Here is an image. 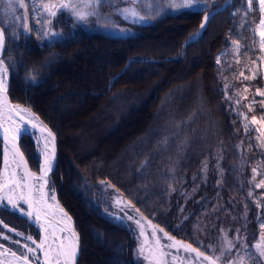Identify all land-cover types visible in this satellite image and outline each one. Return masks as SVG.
<instances>
[{"label":"trees","instance_id":"trees-1","mask_svg":"<svg viewBox=\"0 0 264 264\" xmlns=\"http://www.w3.org/2000/svg\"><path fill=\"white\" fill-rule=\"evenodd\" d=\"M223 1L215 0L214 7ZM159 2L161 10L155 9L150 22L121 20L134 29L124 36L88 30L61 12L53 23L61 27L62 34L53 42L42 39L35 23L31 34L11 35L0 11V30L5 32L3 58L10 70L9 95L27 105L57 136L58 160L50 182L80 234L76 264H90L85 250L92 241L110 247L114 259L110 264H131L125 249L132 239L125 224L111 213L106 187L115 188L175 238L210 253H217L226 238L242 234L247 240L255 237L264 220V188L255 186L264 179V151L254 133L245 131L233 102V85L244 81L257 102L252 112L264 110V106L259 108L264 97L254 95L255 89L263 86L261 72L255 79L236 77L247 56H258L253 31L260 17L257 1L249 10L245 0H231L210 17L196 39L187 43L205 12L196 7L172 10L164 0ZM170 29L178 32L169 41L165 37L158 40L159 33ZM230 39L242 43L237 61L218 57ZM86 46L107 49L110 55L99 62L100 75L90 78L92 82L87 83L88 90L81 95L76 112L80 113L85 104H94L96 110L112 109V115L102 117L103 124L111 122L105 136L116 132L132 112L144 111L148 119L143 129L135 131L112 154L101 148L67 157L64 120L48 112L42 105L44 100L38 101L37 96L63 89L62 66L70 61L63 55ZM78 54L77 58L85 56ZM86 57L85 67L77 66L82 72L91 71V60H97L92 54ZM72 78L78 83L68 81L63 96L71 94L68 90L82 89L80 82L85 79L77 75ZM53 79L56 87H47ZM150 124L154 125L149 131ZM141 134L146 137L137 144ZM20 149L27 166L37 170L38 154L31 135H22ZM253 168L259 173L255 178ZM0 218L23 232H32L34 237L39 234L26 218L8 208L0 209ZM116 242H122V247ZM116 247H121L117 248L119 256Z\"/></svg>","mask_w":264,"mask_h":264},{"label":"rangeland","instance_id":"rangeland-1","mask_svg":"<svg viewBox=\"0 0 264 264\" xmlns=\"http://www.w3.org/2000/svg\"><path fill=\"white\" fill-rule=\"evenodd\" d=\"M160 0H137L135 4H133L132 0H104V4L100 7V16L99 18L97 16H90L88 17L86 22H78L82 26H84L88 30H99L103 31L105 33L111 34V35H127L131 34L134 29L129 27L128 25H125L121 22V20L134 22L133 18L124 12L125 9H135L137 12H139L140 16H143V20L136 21L137 23H146L150 22L153 17V12L156 10H161ZM247 6L248 0H245ZM44 2H48V0H44ZM51 2L56 3L57 5L61 2V0H51ZM74 2L78 3V0H74ZM179 3L180 0H177ZM26 9H19L17 8L16 13L12 15H5V6L2 0H0V11H1V17L3 20V25L10 27L11 32L13 36H17L18 34H25L26 31L23 28V23L19 19H15V16H24L25 12L27 13V18L29 19V27L32 28L33 23L37 26V28L40 31V34L42 36V39L44 41L53 42L54 40H57L61 34L62 30L61 27L53 23L54 18L47 16L46 13H44V10L42 8V0H25ZM164 4L169 8V0H164ZM258 4V0H257ZM151 5V7H149ZM259 9V4L257 5ZM35 8V10H33ZM87 10V9H86ZM238 10V7L235 9V11ZM67 15L72 17L73 20L77 22L75 17L68 11H65ZM261 15H264L261 13ZM127 17V18H126ZM261 18V16H260ZM260 18L256 21L253 30L256 28V26L259 24ZM45 20H51L50 25H45ZM50 28L51 32L59 33V35L53 37L49 34V36H45L44 33L46 30ZM178 31L175 30H164L163 32L159 33L162 34L160 37H158V40H163L165 37V41H169V37L176 34ZM168 36V37H167ZM168 38V39H167ZM258 36H256V41H258ZM235 39H230L229 44L226 49L222 50L218 57H225L229 60H239L240 59V53L237 54L234 51L232 41ZM237 41V40H236ZM169 42H167L168 44ZM241 45V43L239 42ZM257 48H259L258 43L255 45ZM102 50V51H101ZM98 49L93 48L90 46L86 47H78L76 49H72L68 53L66 52L63 55L64 60H70L67 62L66 65H63L62 67L65 69V72L63 75L65 76L64 82H61V87L63 88L61 91L60 89H54L53 92H46L47 97L44 99V102H42V105L47 108L48 112H52L53 114L60 116L63 118V124H64V138L66 146H64V149L66 150V156L69 157L71 154L79 155L82 152H86L89 149L94 150H100L101 148L104 149L108 154H112V152L117 148L124 140H126L129 136L131 137L132 134H134L136 127L141 123L143 118H147L145 115V112L142 113L138 112H132L129 117L120 124L119 129L114 132L111 135L105 136L103 133L107 131V126H110V121L103 124V116H107L108 114L112 115V109L111 111H108V108L102 107L97 110H93L89 115L86 114H78L75 110V107L80 106L81 95L87 91L88 86L87 83L89 82L90 78H97L100 75V70L98 69L99 62L104 59L106 60L110 54L108 53L107 49ZM86 52V53H85ZM78 53H83L85 56H81L77 58ZM92 54L93 57H96V61L91 60L92 66L94 68L91 69V71H84L82 72L80 68H78V64L85 67V63L87 62L86 56ZM264 55L259 52L258 50V56ZM117 56V55H116ZM74 58V59H73ZM257 58H250L249 56L246 57L245 61L242 63V65L239 67L238 71L236 72V77L240 78L241 80H244L243 76H241V72L244 73L245 76H251L252 72L255 71L256 75L258 72H261L264 78V65H261L259 67H256V65L252 64V61L256 60ZM89 61V60H88ZM97 66V68L95 67ZM103 73V70H101ZM84 73V74H82ZM73 75H77L80 78L85 79V82H80V86L82 89H74V91L70 92V95L63 96L62 94L67 92L66 90V84L68 81H71L73 79L76 83L77 80L72 78ZM63 78V77H62ZM66 80V81H65ZM55 79H53L50 82H47V87L55 88L56 82H54ZM94 81V80H93ZM84 85H86L84 87ZM233 102L235 105H237V109L239 113L245 114L248 119L247 121L244 118V115H241L244 125L247 123L250 125L249 130H251L254 133V137L257 140L259 146L260 142L257 139V132L256 128L259 127V124H252L251 118L253 116H256L259 120L260 117L264 116V110L260 112H252L249 111V106H251L252 110L256 108L257 102L256 99H254L249 94V89L247 92L244 91L245 87L248 88V85L243 81L240 86L233 85ZM65 87V88H64ZM150 88V86H147L146 88ZM84 88V90H83ZM257 89H260L261 91H264V83L261 88H256L254 91V95L257 94ZM100 91H102L101 87L99 88ZM55 91V92H54ZM53 94V95H52ZM49 95V96H48ZM237 100L240 101L239 104H237ZM88 101V100H86ZM255 101V103H253ZM87 104H90L87 102ZM259 108H263L261 102L259 103ZM148 119V118H147ZM146 119V120H147ZM146 122V121H145ZM150 123H153L150 121ZM154 125V124H152ZM152 125L150 124L149 131L152 129ZM147 127V129H148ZM146 129V130H147ZM103 135L105 136L103 138ZM32 140L34 142L35 148H38L39 150V161L41 160V140L37 138V135H32ZM127 137V138H126ZM146 136L141 134L137 136L136 141L137 144H139L142 140H144ZM126 138V139H125ZM36 143V144H35ZM37 146V147H36ZM261 147V146H260ZM264 151V147H261ZM128 148H124L122 153L124 154L125 150L128 151ZM4 149L2 147V162H4ZM259 183V182H258ZM141 184H139L140 186ZM49 195L56 193V190L50 186ZM106 197L109 201L110 207L115 211V213L120 216L122 219L128 222L131 228V243L128 247H126L125 252L128 254L129 260L131 259V264H149V261L144 259V256L139 253V248L141 247L144 237L140 235L141 227L140 225H143L145 235L148 237L149 240H151V226L149 225V221L151 222V225H156L158 228H163L156 224L154 221L146 217L143 213L137 212L133 205L121 194L119 193L115 188L106 187ZM264 197V194H263ZM120 201V203H117V201ZM125 203H127L130 206H125ZM3 208V206H0V209ZM129 217H132V219H129ZM143 217V219H142ZM136 221H140V225L136 223ZM83 225L89 223L84 220L81 221ZM264 223V220L260 222ZM8 228H5L0 223V232H2L3 235H7L9 239H3L2 235H0V244H3L4 246H7L6 248L10 249L11 251H15L16 253L20 254L26 249L22 247L23 244L29 243V241H26L24 239V236H16L12 237L11 235H15V232L19 229L17 228H11V229H17L16 231H8ZM164 229V228H163ZM165 232H167L164 229ZM10 233L11 235L7 234ZM170 236H172L169 232H167ZM224 235L227 236V233L225 230L222 231ZM259 234H257L255 237L250 238V240H247L245 238V235L242 234L241 236L235 235L234 239L232 241L235 244V248L230 253H225L223 256H221V249L218 250L217 253H213L210 251L205 252L206 255H210L213 257H220L217 264H228L229 261L235 260L238 256L244 255L243 251H241L242 246L248 247L250 251H255L251 248L252 245L257 243L260 240V237L264 235V231H262L261 227L259 229ZM24 234V233H23ZM32 236V232H26L24 235H30ZM158 236L161 238V243L164 245H167L171 243L166 238H164V235L162 232H157ZM33 237V236H32ZM174 237V236H172ZM38 240L40 239V233L37 236ZM175 238V237H174ZM230 240L229 238H226ZM175 240L181 241L180 239L175 238ZM225 240V239H224ZM15 241H20V244L15 243ZM92 241V240H91ZM92 244H87L85 255L90 261V264H110L114 260L112 258V255H110V247H104V246H98L95 245V242L92 241ZM186 243V242H183ZM237 243V245H236ZM122 242H116V246L122 247ZM116 247V249L121 248ZM193 247V246H192ZM195 248V247H194ZM117 249V255L119 256L120 251ZM166 252H169L170 255L166 257L167 264H201L202 258L200 261H197L195 258V253H188L184 251L182 248L177 249H168L165 248ZM146 254V253H145ZM37 255L39 256V261L33 260L36 263L40 264L41 257L40 253L38 252ZM173 256L176 257L175 260H173ZM117 258V257H116ZM203 264H207L206 261H203ZM259 264H264V259H261L259 261Z\"/></svg>","mask_w":264,"mask_h":264},{"label":"snow or ice","instance_id":"snow-or-ice-1","mask_svg":"<svg viewBox=\"0 0 264 264\" xmlns=\"http://www.w3.org/2000/svg\"><path fill=\"white\" fill-rule=\"evenodd\" d=\"M5 6V15H12L16 13L17 8L26 9L25 0H2ZM133 4L137 0H132ZM256 0H248L249 10L252 9V5ZM104 4V0H61L57 5L56 3L44 2L42 0V8L47 16L55 18L59 13L68 11L70 12L77 22H86L90 16H100V7ZM259 11L264 14V0H258ZM169 8L172 10H179L182 8H200L206 14L200 25L203 29L211 17L210 7L215 6V0H169ZM151 7V5H149ZM87 9V10H86ZM35 10V8H33ZM125 13L129 14L133 21L143 20L144 17L140 16L139 12L135 9H125ZM127 18V17H126ZM15 19H19L23 23L24 30L30 31L29 24L27 22V13L24 16H15ZM51 20H45V25H50ZM254 34L258 36V50L260 53L264 54V15H261L259 24L253 30ZM49 34L53 37L59 35V33L51 32L50 28L45 31L44 35L47 37ZM200 33L197 32L195 36L189 37V40H193ZM5 44V32L0 30V50L3 49ZM234 51L239 54L241 45L238 41H232ZM219 63V58L217 60ZM252 64L259 67L264 65V55L257 57L256 60L252 61ZM8 68L5 67V63L0 59V129L4 131V140L6 144L5 156H4V170L0 171V206L5 208H11L12 210H18L23 215H27L30 219H35V223L39 225L40 228V240L37 243L31 235H24L21 232L16 231V236H24L26 241L22 245L26 251L17 255L15 251L4 247L0 244V257L8 258L10 252V259L7 260V264H32L33 260L39 261V256L37 253H43V260L40 264H76L78 258V236L72 228L71 218L68 217L67 213L64 212L63 208L59 206L58 203L49 204L48 196L49 193L45 191V186L47 184L46 177L52 170L53 162L55 158V148L54 141L55 137L53 133L44 125L38 124V117H35L26 108H22L19 105H9L7 97L5 95V84ZM241 76L245 80L255 79L256 72L253 71L251 76H245L241 72ZM228 85H225L227 88ZM245 92L248 88L245 87ZM257 95L264 97V91L257 89ZM240 101L237 100V104ZM255 103V101H253ZM262 106H264V100L261 101ZM249 111H252L251 106H249ZM244 115L247 121L248 117ZM19 117V119H17ZM252 124H259L256 128L257 139L260 142V146L264 147V116L260 117L259 120L256 116L251 118ZM33 129L39 127V131L43 136L44 133L47 135L44 137L43 148L41 154L43 156V162L40 164V174L37 176L35 173L28 169L27 163L24 160L23 153L20 152L17 147L16 141L19 136H21L27 129L28 126ZM250 125L245 124V131L247 132ZM167 143V141H165ZM11 144V148L7 147ZM9 153L12 156V160L9 161ZM14 165V167H13ZM253 177L255 178L259 173L257 168L252 169ZM22 173V175L20 174ZM104 183V181H101ZM256 188H264V179H261L257 183ZM249 196L253 193L249 192ZM51 199L55 202L56 197L54 194L51 195ZM117 203H120L118 200ZM27 205V211H24L23 206ZM125 206H130L125 203ZM259 206V205H258ZM139 212V209L136 210ZM132 219V217H129ZM143 219V217H142ZM140 225V221H136ZM151 240L145 235L143 225H140L141 231L140 235L144 237V241L139 248V253L144 256V259L149 261V264H167L166 257L170 255L169 252L165 251L168 249H183L188 253H195V258L197 261H206L207 264H217L220 257H213L206 255L205 252L192 247L191 244L183 243L181 241L175 240L174 237L170 236L163 228H158L156 225H151ZM62 225V227H58ZM7 228V225H4ZM262 231H264V223L260 224ZM8 231H14V229L8 228ZM162 232L164 238H166L171 243L164 245L161 243V238L158 236L157 232ZM239 231V230H237ZM67 233V235H65ZM3 239H9L7 235H3L0 232ZM15 243L20 244V241H15ZM235 248V244L232 240L225 239L224 245L221 249V256L225 253H230ZM255 251H250L248 247L242 246L241 251L244 255L238 256L235 260H231L228 264H259L261 259H264V235L260 237V240L251 246ZM146 253V254H145ZM176 257L173 256V260Z\"/></svg>","mask_w":264,"mask_h":264},{"label":"bare ground","instance_id":"bare-ground-1","mask_svg":"<svg viewBox=\"0 0 264 264\" xmlns=\"http://www.w3.org/2000/svg\"><path fill=\"white\" fill-rule=\"evenodd\" d=\"M181 28V27H180ZM178 30H180V29H178ZM3 49H4V47H3ZM224 50V49H223ZM2 57H3V55H2ZM3 61H4V63H5V67H7L8 68V66H7V64H6V62H5V60H4V58H3ZM9 68H8V73H7V76L5 77V79H6V84H5V95H6V97H7V101H8V103H9V105H12V106H15V105H19L20 107H22V108H26V109H28L29 111H30V113L31 114H33L32 113V111L27 107V105H25L24 103H22V102H20V101H16V100H12L11 99V97H10V95H9V92H8V87H9ZM46 98V95L45 94H39L38 96H37V100L38 101H40L41 102V100H44ZM95 105L93 104V106H92V104H91V106L90 105H87L86 106V104L81 108V109H79L78 110V112H80V113H78V114H87V115H89L93 110L95 111L96 110V107H94ZM142 113L143 111H139L138 113ZM34 115V114H33ZM35 116V115H34ZM36 117V116H35ZM40 119H41V117H39ZM17 119H19V117H17ZM145 121H146V118L144 117L143 118V120L141 121V123L136 127V129H135V131H137V130H140V129H143L144 128V126H145ZM38 124H42V125H44L45 126V124L46 125H48L46 122H44L42 119H41V122L40 121H38L37 122ZM48 127L50 128V126L48 125ZM50 130H52L51 128H50ZM26 131H28L29 132V134L30 135H37V138L39 139V140H41V145H42V148H43V143H44V137L47 135V133H44L43 134V136L41 135V133H40V131H39V127H37V129H33L30 125L27 127V129H26ZM52 132L54 133V135H55V138H56V148H57V160H58V146H57V136H56V134H55V132L52 130ZM24 134V133H23ZM22 134V135H23ZM22 135L20 136V138L22 137ZM130 137V136H129ZM129 137L127 138V139H129ZM125 138V139H126ZM41 148V149H42ZM37 151H38V153H39V150H38V148H37ZM42 151V150H41ZM10 156L11 155H9V161H10ZM43 162V156L41 155V162H40V164ZM57 163V162H56ZM55 167H56V165H55ZM54 167V168H55ZM3 170H4V168H3ZM63 205V204H62ZM64 206V205H63ZM66 209V208H65ZM67 210V209H66ZM68 211V210H67ZM71 217H72V219H73V223H74V227H75V229L77 230V228H76V226H75V222H74V218H73V216L71 215ZM62 226V225H61ZM78 231V230H77ZM79 233V232H78ZM65 235H67V233H65ZM39 242V240L37 241V243ZM79 245H80V234H79V241H78V249L80 250V247H79ZM4 247H7V246H4ZM10 252H11V250H10ZM10 252H9V255H8V258H5V257H0V264H7V260L8 259H10ZM42 255H43V253H42ZM32 264H36V262L35 261H32Z\"/></svg>","mask_w":264,"mask_h":264},{"label":"water","instance_id":"water-1","mask_svg":"<svg viewBox=\"0 0 264 264\" xmlns=\"http://www.w3.org/2000/svg\"><path fill=\"white\" fill-rule=\"evenodd\" d=\"M227 2H228V0H225V1L223 2L222 6H219V7H216L215 9H213V10L211 11V15H212L214 12H217V11L222 10L223 8H225ZM203 19H204V18H203ZM202 30H203V29L200 28L197 32L201 33ZM193 36H195V35H193ZM196 37H197V36H196ZM188 41H190L189 38L187 39V42H188ZM2 55H3V49L0 50V59L3 60ZM37 117H38V116H37ZM38 119L41 121V119H40L39 117H38ZM45 126L50 130V128L48 127V125L45 124ZM36 129H37V128H36ZM50 131L52 132V130H50ZM52 133H53V132H52ZM53 135H54V133H53ZM0 136H1V138H2L3 148H4V150H5V148H6V144H5V140H4V131H3V129H0ZM54 137H55V135H54ZM19 141H20V136L17 138V141H16L17 147H18L19 150H20ZM7 147L10 149V148H11V144H8ZM54 148H55V158H54V162H53V167H52V170L49 172L48 176L46 177V179H47V184H46V186H45V191H46L47 193H48V189H49V178H50V175H51L52 171L54 170V167H55L56 162H57L56 138H55V141H54ZM20 152H21V150H20ZM9 155H11V154L9 153ZM11 160H12V156H10V161H11ZM3 164H4V162L2 163V166H1V168H0V171H3V168H4V165H3ZM13 167H14V165H13ZM28 169H29V168H28ZM29 170H30L31 172L35 173L37 176H39V174H40V164H39V170H38V172H37V171H34V170H32V169H29ZM20 174L22 175V173H20ZM55 197H56L55 202H51V201H49V199H48V203H49V204L58 203L59 206H60L61 208H63L64 212L67 213L68 217L71 218V225H72V228H73V230L75 231V233L77 234V236H78V241H79V233H78V231H77V230L75 229V227H74V223H73V219H72V217H71V214H70V213L65 209V207L61 204V202L59 201V199H58L56 193H55ZM25 207L27 208V205H25ZM15 211L18 212L20 215L26 217L30 222H32L33 224H35V225L39 228V225H37V224L35 223L34 216H33V218L30 219L27 215H23V214H21L20 211H18V210H15ZM26 211H27V209H26ZM58 227H62V226H61V225H58ZM39 229H40V228H39ZM40 254H41V257H42V260H43V255H42V253H40Z\"/></svg>","mask_w":264,"mask_h":264}]
</instances>
